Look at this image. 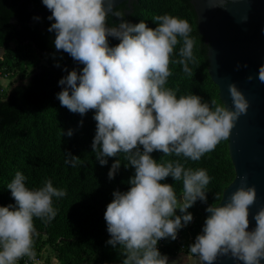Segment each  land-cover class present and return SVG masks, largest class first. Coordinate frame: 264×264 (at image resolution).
Listing matches in <instances>:
<instances>
[{
    "label": "clouds",
    "instance_id": "1",
    "mask_svg": "<svg viewBox=\"0 0 264 264\" xmlns=\"http://www.w3.org/2000/svg\"><path fill=\"white\" fill-rule=\"evenodd\" d=\"M42 3L51 11L48 19H54L48 31L56 34L55 48L83 65L79 74L73 69L59 80L65 87L57 99L61 106L81 116L95 111L96 133L91 148L102 166L107 164L106 158L124 153L128 165L135 169L129 190L114 191L113 200L106 206L104 220L111 237L106 243L113 248L123 246L126 258L122 264H167L168 257L158 250V241L175 240L177 230L193 220L187 209L197 200L206 203L205 188L211 178L204 169H185L179 161L158 163L150 154L159 151L165 156L183 155L198 161L229 137L235 121L246 114L248 101L235 84L228 85L233 110L226 106L213 109L194 94L177 98L172 89L164 87L172 75L170 63L182 65L189 76L193 74L188 65L195 62L194 41L187 20L163 15L154 18L159 22L154 29L142 20L108 27L110 0ZM246 20L242 18V22ZM108 37L119 43L110 47ZM178 37L183 40L181 59L172 61L173 50L180 43ZM257 78L264 83V65L259 67ZM247 79L252 81L253 77ZM65 155V163L75 167L79 158ZM119 167L116 160L108 172L110 180ZM169 176L175 181L182 179L179 199L172 185L160 183ZM25 179L16 172L7 186L16 206L0 207V264H17L25 256L34 259L33 217L50 222L57 214L52 198L66 195L50 180L38 190H29ZM246 179L241 177V186L225 203L205 208L210 215L202 234L189 245L200 264H214L220 255H230L242 264H261L264 260V207L253 216L256 226L249 231V208L256 201V190L244 187ZM177 209L182 215L175 214Z\"/></svg>",
    "mask_w": 264,
    "mask_h": 264
},
{
    "label": "trees",
    "instance_id": "2",
    "mask_svg": "<svg viewBox=\"0 0 264 264\" xmlns=\"http://www.w3.org/2000/svg\"><path fill=\"white\" fill-rule=\"evenodd\" d=\"M126 4L123 2L114 8V15L107 16L106 26L117 27L122 21L134 25L142 20L154 29L159 23L154 18L163 15L188 21L192 28L190 37L194 41L195 57V62L188 66L193 74L189 76L182 65L170 63L172 75L164 87L172 89L177 98L194 94L213 109L224 106L218 87L208 74V42L199 32L190 1L136 0L130 3V8ZM33 11H43L46 15L39 17ZM49 16L51 11L42 0H0V48L4 49L0 59V77L15 79L18 76L23 80L0 96V207L16 206L7 188L16 172L26 177L25 186L29 190H38L50 180L53 187L65 190L66 195L52 198L57 214L50 222L46 218L33 217L35 255L43 257L46 264L52 256L57 264H122L126 258L123 246L113 248L106 243L111 237L104 212L113 200L114 191L129 190L131 185L128 182L135 169L128 165L124 153L106 158L107 164L102 166L91 148L96 133L95 111L89 110L81 116L61 106L57 99V94L65 87L58 83L59 80L73 69L79 74L83 65L55 48L56 34L48 31L54 19L49 20ZM13 18L15 22H12ZM178 40L180 43L173 50L172 61L181 59L179 49L183 40L180 37ZM108 41L110 47L119 43L113 37H108ZM41 58L45 64H41ZM30 75L32 77L28 79ZM24 80L27 81L24 83ZM69 130L72 131L71 136L67 135ZM65 153L79 158L75 167L65 163ZM150 155L158 163L179 161L185 169H204L211 178L205 188L206 203L197 200L187 209L193 220L177 230V234L181 233L185 253L193 255L189 245L199 234L205 208L219 202L223 190L235 177L228 138L221 140L215 150L205 153L198 161L183 155L165 156L159 151ZM116 160H119L120 167L110 180L108 172ZM160 183L172 185L178 199L182 196V179L175 181L169 176ZM177 211L182 215L179 209ZM164 241V247L158 249L162 255L171 257L179 254L176 239Z\"/></svg>",
    "mask_w": 264,
    "mask_h": 264
},
{
    "label": "water",
    "instance_id": "3",
    "mask_svg": "<svg viewBox=\"0 0 264 264\" xmlns=\"http://www.w3.org/2000/svg\"><path fill=\"white\" fill-rule=\"evenodd\" d=\"M132 1L136 0H110L112 9L109 15H114L113 10L119 4ZM189 1L196 13L199 32L208 42V74L218 87L221 102L233 110L228 85L235 84L249 104L246 114L235 121L228 137L235 177L223 190L216 205L225 203L241 186V177L246 176L244 187L252 186L256 190V201L249 208L248 230L251 231L256 226L253 216L264 207V83L257 78L259 67L264 65V0ZM244 17L247 20L242 22ZM249 75L253 77L252 81H248ZM209 215L206 211L203 213L204 221ZM204 221L199 234H202ZM167 264H200V261L193 255L179 253L168 257ZM214 264L242 262L230 255H220Z\"/></svg>",
    "mask_w": 264,
    "mask_h": 264
},
{
    "label": "built area",
    "instance_id": "4",
    "mask_svg": "<svg viewBox=\"0 0 264 264\" xmlns=\"http://www.w3.org/2000/svg\"><path fill=\"white\" fill-rule=\"evenodd\" d=\"M3 93H4V88H3V84L1 83V77H0V96ZM181 239H182V236H181V233L179 232L176 237V242L178 246L177 251L179 253H185V246L183 242L181 241ZM164 244H165L164 239L159 240L157 243V248L159 249V248L164 247ZM17 264H45V262L43 258L35 255L34 259H30L29 257L25 256L21 258L20 260H18Z\"/></svg>",
    "mask_w": 264,
    "mask_h": 264
},
{
    "label": "rangeland",
    "instance_id": "5",
    "mask_svg": "<svg viewBox=\"0 0 264 264\" xmlns=\"http://www.w3.org/2000/svg\"><path fill=\"white\" fill-rule=\"evenodd\" d=\"M11 47H13V44L10 45ZM4 49L0 51V54H3ZM41 64H45V60L44 59H40ZM16 76V75H15ZM18 81V82H22L23 80L19 79L18 76L15 77V79L12 78H8V77H1V83L3 84V88H4V93H7L8 90L11 88L12 85H14V81ZM176 215L179 216L178 211L176 210Z\"/></svg>",
    "mask_w": 264,
    "mask_h": 264
},
{
    "label": "flooded vegetation",
    "instance_id": "6",
    "mask_svg": "<svg viewBox=\"0 0 264 264\" xmlns=\"http://www.w3.org/2000/svg\"><path fill=\"white\" fill-rule=\"evenodd\" d=\"M29 4H30V3H29ZM126 5L129 7V6H130V3H129V4H126ZM29 9H31V4L29 5ZM126 11H127V10H126ZM33 14H34V15H38L39 17H41V16H45V15H46L45 12H43V11H42V12H36V11H33ZM15 20H16V19L13 18V19H12V22H15ZM39 22H41V21H39ZM40 28H43V27L40 26ZM53 38H54V37H52V39H53Z\"/></svg>",
    "mask_w": 264,
    "mask_h": 264
},
{
    "label": "crops",
    "instance_id": "7",
    "mask_svg": "<svg viewBox=\"0 0 264 264\" xmlns=\"http://www.w3.org/2000/svg\"><path fill=\"white\" fill-rule=\"evenodd\" d=\"M0 51H1V48H0ZM1 56H2V54H0V59H1ZM41 258H43V257H41ZM44 259V258H43ZM45 261V260H44ZM46 264V263H45ZM47 264H57V260H56V258L54 257V256H52L51 257V259H50V262L49 263H47Z\"/></svg>",
    "mask_w": 264,
    "mask_h": 264
}]
</instances>
